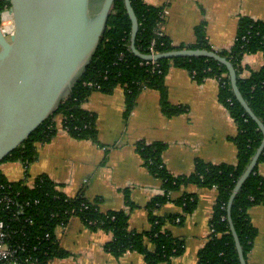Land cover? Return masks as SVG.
Here are the masks:
<instances>
[{"label":"trees","instance_id":"trees-1","mask_svg":"<svg viewBox=\"0 0 264 264\" xmlns=\"http://www.w3.org/2000/svg\"><path fill=\"white\" fill-rule=\"evenodd\" d=\"M131 3L139 20L136 47L142 54L151 55L153 43L154 50L159 54L185 48L212 51L205 24L196 28L198 40L195 45L175 47L164 34L159 33L162 8L149 5L147 0H131ZM11 7L10 0H0V15ZM131 34L132 23L124 0H116L98 51L71 94L1 163L10 161L30 164L35 161L38 155L37 144L51 142L57 133L58 118L62 119L63 129L71 136L98 143L96 117L85 109V104L94 91L112 94L119 88L123 89L127 117L133 112L144 89L160 92L162 111L168 117L183 113L184 109L174 107L168 101L165 78L171 67L186 69L198 83L210 78L220 81L219 101L228 109L237 125V135L231 138L238 151L237 163L215 165L199 160L193 173L175 176L163 161V154L167 150L165 144L139 142L137 152L148 171L161 180L163 190L162 195L154 197L146 206L150 212L151 229L140 233L130 229V215L125 210L102 212L98 200L92 201L83 193L69 197L46 177L36 179L35 186L31 188L22 181L9 182L0 170V183L11 185L14 192H21V201H30L23 215V224H20L23 231L16 237L20 249L18 256L23 263L29 257L34 264H54L56 259L66 257L57 231L66 227L73 218H79L91 231L102 230L113 234V240L106 244L105 250L116 258L127 252H137L145 255L146 264L170 263L174 257L184 252V246L164 226L167 222L183 224L197 209L199 199L196 195L184 192L175 201L181 208V213L161 217L155 211L172 200V194L195 185L218 190L210 221V239L198 253V264H240L228 207L237 183L261 146L264 135L236 99L224 65L213 59L196 57L159 60L156 61L158 67L154 68L152 64H147L153 60H143L133 53ZM257 53L264 56V22L242 17L234 45L230 50L219 54L234 66L241 94L264 124V65L259 70L250 71L249 77L244 76L249 69L243 65V59ZM89 82L94 87L86 85ZM260 164H264V151L258 165L236 195L231 210V219L247 263L258 233L249 213L253 207L264 202V177L259 173ZM126 198L128 205L132 206L128 194ZM36 200L38 203H35Z\"/></svg>","mask_w":264,"mask_h":264},{"label":"crops","instance_id":"crops-1","mask_svg":"<svg viewBox=\"0 0 264 264\" xmlns=\"http://www.w3.org/2000/svg\"><path fill=\"white\" fill-rule=\"evenodd\" d=\"M149 5L166 9L162 33L175 47L197 43L196 28L205 24L212 51L221 53L234 45L239 20L249 17L264 22V0H147ZM243 65L250 71L264 65L262 53L247 55ZM165 86L169 103L184 112L168 117L162 111L161 94L144 89L133 112L126 116L123 89L112 94L94 91L85 109L96 117L98 143L79 140L68 134L57 120V133L49 143L37 144V158L30 164L3 162L0 170L9 182L22 181L32 187L36 179L46 177L69 197L83 193L98 200L102 212L125 210L130 229H151L147 204L162 195V182L144 166L137 144L161 143L167 146L163 161L175 176L190 175L202 160L215 165L236 164L238 151L232 139L237 125L228 109L219 101L220 81L214 78L198 83L184 68L171 67ZM264 177V164L259 165ZM184 192L198 196V206L183 224L167 222L164 229L183 242L184 252L170 263L198 264V253L209 242L211 218L218 197L217 188L189 185L155 211L161 217L181 213L176 200ZM127 194L132 206L127 203ZM257 237L248 264H264V202L250 210ZM178 222V221H177ZM67 256L54 264H146L145 255L127 252L116 258L105 250L113 234L91 231L81 219L73 218L57 231ZM152 249V247H150Z\"/></svg>","mask_w":264,"mask_h":264},{"label":"water","instance_id":"water-1","mask_svg":"<svg viewBox=\"0 0 264 264\" xmlns=\"http://www.w3.org/2000/svg\"><path fill=\"white\" fill-rule=\"evenodd\" d=\"M15 23L14 35L7 38L0 27V163L21 146L73 91L91 64L116 0H10ZM132 23L131 48L147 61L196 58L213 59L228 70L238 102L258 124L238 87L237 73L230 61L215 51L178 49L144 55L136 47L139 20L131 0H124ZM264 139L232 194L228 213L240 264H248L231 219L236 195L258 165Z\"/></svg>","mask_w":264,"mask_h":264},{"label":"built area","instance_id":"built-area-1","mask_svg":"<svg viewBox=\"0 0 264 264\" xmlns=\"http://www.w3.org/2000/svg\"><path fill=\"white\" fill-rule=\"evenodd\" d=\"M168 13L166 9L161 10V22L159 23V33L163 35L161 26L163 24L165 15ZM1 23L3 25V33L6 34L7 38H11L14 35L15 23L10 9H5L1 13ZM154 44L151 48L152 54L157 55L154 50ZM147 64H152L154 68L158 67L155 60ZM86 85L94 87L92 82ZM100 87L98 86V89ZM35 184L31 188H33ZM21 192H14L11 185L0 183V264H34L31 258H26L25 263L20 260L18 256L19 246L16 242V237L22 233L23 226V215L25 214V209L30 205V201H21L19 197ZM38 203V200L35 201ZM178 222L180 220H177Z\"/></svg>","mask_w":264,"mask_h":264},{"label":"bare ground","instance_id":"bare-ground-1","mask_svg":"<svg viewBox=\"0 0 264 264\" xmlns=\"http://www.w3.org/2000/svg\"><path fill=\"white\" fill-rule=\"evenodd\" d=\"M0 27H1V30H2V29H3V25H2V23H1Z\"/></svg>","mask_w":264,"mask_h":264}]
</instances>
